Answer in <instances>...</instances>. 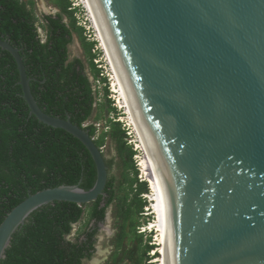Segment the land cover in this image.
Masks as SVG:
<instances>
[{
	"label": "water",
	"instance_id": "1",
	"mask_svg": "<svg viewBox=\"0 0 264 264\" xmlns=\"http://www.w3.org/2000/svg\"><path fill=\"white\" fill-rule=\"evenodd\" d=\"M89 2L157 172L166 264H264V0ZM0 49L29 115L79 140L96 170L89 190L61 185L14 207L1 262L32 212L104 197L108 172L86 130L38 107L19 50Z\"/></svg>",
	"mask_w": 264,
	"mask_h": 264
},
{
	"label": "trees",
	"instance_id": "2",
	"mask_svg": "<svg viewBox=\"0 0 264 264\" xmlns=\"http://www.w3.org/2000/svg\"><path fill=\"white\" fill-rule=\"evenodd\" d=\"M50 1L59 12L37 17L33 0H0V40L19 50L38 107L52 117H69L72 124L88 132L100 149L105 137L110 136L117 144L124 174L122 184L116 188L115 178L109 174L110 164L105 162L108 177L104 197L82 206L54 202L32 212L12 235L0 264H82L94 254L96 235L113 204L121 217L115 251L130 234L142 245L138 219L146 206L143 195L149 189L138 178L133 162L135 151L125 141V130L114 117L105 121L109 132L96 138L95 123L102 120L103 109L107 113H115L116 109L108 99L107 77L94 64L95 42L83 36L84 30L77 26L75 12L67 0ZM74 35L82 45L87 66L79 57L70 58ZM18 81L13 57L0 49V224L29 195L61 185L79 184L89 190L96 178L93 160L79 140L29 115ZM96 82L103 84L104 104L98 102ZM83 214L86 230L75 241L68 240L72 226ZM141 249L133 264H142L153 248L145 244Z\"/></svg>",
	"mask_w": 264,
	"mask_h": 264
},
{
	"label": "rangeland",
	"instance_id": "3",
	"mask_svg": "<svg viewBox=\"0 0 264 264\" xmlns=\"http://www.w3.org/2000/svg\"><path fill=\"white\" fill-rule=\"evenodd\" d=\"M23 1H26V0H23ZM33 2H34L33 9L37 17H40L44 13H50L52 12V10L56 8L55 5H53V3L50 0H33ZM68 2L71 5L72 4L74 5L77 3L79 4V6L75 7V9L73 10L75 12L74 16L77 21V26L83 28L84 30L83 36L88 41L93 42L92 32L87 31L86 29V25H87L86 21L88 22V18L85 21V15L82 12L83 7L82 5H80L79 0H69ZM56 11H57V8H56ZM39 32L41 36L43 37V32L41 30H39ZM100 50L99 49L95 50L94 48L92 50L93 54L96 55L95 57L96 60L94 64L97 66L99 70H101L104 76L107 77L106 73L109 74V76L107 77L108 89H109L108 99L110 100L113 108H115L116 110H115V113H107V110L103 109L102 120H99L97 123H95L96 138L102 132H109V128L105 127V121L108 118L114 117L115 121H119L122 124V128L125 130V133H126L125 141L135 151L134 156H133V162L135 166L137 167V169H140V160L143 156V151L139 149L138 139L135 133L133 132L132 128L129 126V123L127 122L128 114L125 113V110H123V108L122 109L119 108L117 104L116 95L114 94L113 88H112L110 72L107 68V63L104 59V56L102 55ZM69 53H70L71 59L75 57H79L81 60H83V62L87 66L86 58L84 55V50L76 35H74L73 37V43L69 46ZM86 72L88 76L90 77V80L92 81V76L89 73V70L87 68H86ZM96 85L98 86V89H97L98 90V102H101L104 104L105 100L102 97L103 84L96 82L95 86ZM95 86H94V89H95ZM91 122L92 120L89 121V123ZM101 150L104 155L105 162L107 164H110L109 174L110 176L115 178V187L117 188L118 185L122 184V179H123V174H124V166L122 163L123 161L121 160V156H119L117 144L115 143L114 140L110 138V136L107 135L105 137L104 144ZM138 178H139V173H138ZM140 178H142L141 181L145 180L142 174L140 175ZM149 192L143 195V198L145 199V202H146V206L143 209L142 216H140L138 219V224H139L140 229H138L137 232L140 234L138 236H141L142 238L141 239L142 245L139 246L137 237L130 234L127 238L124 239L121 248L117 252L115 251V243H116L115 239H116V234L119 232V225L121 223V217L117 213V208L113 204L108 208V211H107L108 216H107L106 222L103 225L104 226L103 230L98 232L96 235V244H95L96 250L94 254L88 260L86 259L83 260L82 264H133L136 262L137 258H139V256L141 255V251H142L141 248L145 244L151 245L153 249L148 253L147 259L144 260L142 264L160 263L156 261L160 257V254H159L160 246L156 242L157 232L155 231L154 228L148 225V224H152L155 221V217H154L155 215H154V211L151 206L152 203L150 202ZM120 194L122 195V193ZM148 216H150L149 219H147ZM86 228L87 227L85 224V214H83L81 220L77 224H75L74 227L72 228L71 234L67 237V239L70 241H75L78 237H80L83 234ZM126 230H128V228H126ZM149 230H152V232H150Z\"/></svg>",
	"mask_w": 264,
	"mask_h": 264
},
{
	"label": "bare ground",
	"instance_id": "4",
	"mask_svg": "<svg viewBox=\"0 0 264 264\" xmlns=\"http://www.w3.org/2000/svg\"><path fill=\"white\" fill-rule=\"evenodd\" d=\"M80 5L86 11V15L90 24V28L94 30L95 40L97 42V47L101 49L104 59L107 63V68L110 72L111 82L113 92L116 95L117 104L119 108H123L125 113L128 114V123L135 133L138 142L139 149L143 150V156L140 160V171L144 179L146 180L149 188V198L152 203V209L154 211L155 221L152 224H149L157 232L156 242L160 246L159 254L160 257L156 260L160 264H166L165 251H164V242H163V227H162V210H161V194L159 188V182L157 177V172L150 155V152L146 146V143L141 135V132L137 126L136 119L133 113V109L121 77L118 66L114 60V57L111 53V50L97 24V21L94 17L91 5L89 0H79ZM112 90V89H111ZM127 119V118H126ZM150 227V228H151Z\"/></svg>",
	"mask_w": 264,
	"mask_h": 264
},
{
	"label": "built area",
	"instance_id": "5",
	"mask_svg": "<svg viewBox=\"0 0 264 264\" xmlns=\"http://www.w3.org/2000/svg\"><path fill=\"white\" fill-rule=\"evenodd\" d=\"M71 6V10H74L75 9V7H78L79 6V4L77 3V4H72V5H70ZM82 12L84 13V15H85V21L87 20V17H86V12H85V10L82 8ZM86 29H87V31H91L92 32V34H93V38H92V41L93 42H95V46H94V49L95 50H98L99 48L97 47V42H96V40H95V33H94V30H92L91 28H90V24H89V21L87 22L86 21ZM101 51V50H100ZM101 53H102V51H101ZM103 55V54H102ZM96 60V59H95ZM95 60H94V63H95ZM106 75H107V77L109 76V74L108 73H106ZM140 175H141V172H140V169H139V179H140V181L142 180V178H140ZM144 180V179H143ZM141 229H143V228H141ZM145 231V230H144ZM142 233V232H141Z\"/></svg>",
	"mask_w": 264,
	"mask_h": 264
},
{
	"label": "flooded vegetation",
	"instance_id": "6",
	"mask_svg": "<svg viewBox=\"0 0 264 264\" xmlns=\"http://www.w3.org/2000/svg\"><path fill=\"white\" fill-rule=\"evenodd\" d=\"M59 12V10L57 9V11H56V8L54 9V10H52V12H50V13H44V15H55V14H57ZM105 222H106V219H105ZM104 224H102V225H100V229H99V231L98 232H100L101 230H103V226ZM96 244V243H95ZM95 250H96V248H95Z\"/></svg>",
	"mask_w": 264,
	"mask_h": 264
},
{
	"label": "clouds",
	"instance_id": "7",
	"mask_svg": "<svg viewBox=\"0 0 264 264\" xmlns=\"http://www.w3.org/2000/svg\"><path fill=\"white\" fill-rule=\"evenodd\" d=\"M67 1H69V0H67ZM138 172H139V169H138ZM140 180V179H139ZM145 182H146V180H144ZM147 183V182H146ZM148 185V184H147ZM149 187V186H148ZM149 189V188H148ZM150 216H148V218H149ZM149 225V224H148ZM138 229H140V228H138ZM138 231V230H137ZM150 232H152V230H149ZM159 264V263H158Z\"/></svg>",
	"mask_w": 264,
	"mask_h": 264
}]
</instances>
